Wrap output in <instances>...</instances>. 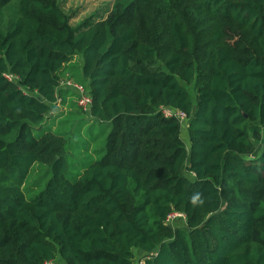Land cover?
<instances>
[{
  "label": "trees",
  "instance_id": "1",
  "mask_svg": "<svg viewBox=\"0 0 264 264\" xmlns=\"http://www.w3.org/2000/svg\"><path fill=\"white\" fill-rule=\"evenodd\" d=\"M71 18L58 0H0V264H264V0ZM56 92L71 109L46 127ZM77 122L98 154L70 177ZM37 165L50 175L29 198Z\"/></svg>",
  "mask_w": 264,
  "mask_h": 264
},
{
  "label": "rangeland",
  "instance_id": "2",
  "mask_svg": "<svg viewBox=\"0 0 264 264\" xmlns=\"http://www.w3.org/2000/svg\"><path fill=\"white\" fill-rule=\"evenodd\" d=\"M110 0H59L61 8L67 12L68 14H71L73 16V20H71L72 25H76L75 21L78 19H81L83 17H87L88 15H91L92 19L94 21H97L105 16V13L110 8ZM76 13V15H75ZM75 15V16H74ZM69 80V79H67ZM189 92L191 94V97L193 98V90L192 88H189ZM74 100V98H72ZM65 107V108H64ZM70 106H58L55 111H52L49 114V118L45 120V124L52 125L53 119L58 113H64L67 114L69 112ZM72 111H74L72 109ZM80 113V111H75ZM57 113V114H56ZM85 117V116H84ZM86 120H89L87 117H85ZM87 126V125H86ZM87 127L85 128L86 132ZM94 133H97L99 129H94ZM75 137H71L72 142H75L72 149L69 152H72L69 154L68 164H69V176L73 177L76 175V172L78 170V167H83L87 164V161L91 156H94L98 153H95L96 151V144L89 143L88 136H86V133L82 130V127L78 126V122L75 123L72 126V134ZM94 133H92L94 135ZM184 141L187 142V140L184 137ZM91 146V148H89ZM87 153H91V155H87ZM47 168L44 166H35L26 182V185L24 187V191L26 192V195L31 198L35 194H37L43 187L44 182L49 177V173L46 175ZM35 184V186H34ZM168 225H171L172 227L176 226H183L184 220L178 218L173 221L167 222ZM136 258L134 261V264H137L140 259L143 257V254L136 251ZM60 264H63L59 261H57Z\"/></svg>",
  "mask_w": 264,
  "mask_h": 264
},
{
  "label": "built area",
  "instance_id": "3",
  "mask_svg": "<svg viewBox=\"0 0 264 264\" xmlns=\"http://www.w3.org/2000/svg\"><path fill=\"white\" fill-rule=\"evenodd\" d=\"M8 80H12V76L11 75H4ZM70 89L73 92H75L76 94V104L78 107H80L82 109L83 112L88 113L92 104V100L91 97L85 92L84 88L75 83L72 80H67V81H63L60 83V86L58 87V89ZM56 105H59L61 103V98L58 95V92H56ZM159 112L161 113V115L164 118H173L176 119L177 121L180 122L181 125H184L187 123L188 117L187 115L182 112V111H177V110H173L170 108H160ZM183 219L185 220V216L183 214L177 213V212H173L171 213L168 217H167V221L166 222H170L175 220V219ZM45 264H56L55 261H47L45 262ZM138 264H142V262L140 261Z\"/></svg>",
  "mask_w": 264,
  "mask_h": 264
},
{
  "label": "crops",
  "instance_id": "4",
  "mask_svg": "<svg viewBox=\"0 0 264 264\" xmlns=\"http://www.w3.org/2000/svg\"><path fill=\"white\" fill-rule=\"evenodd\" d=\"M58 1H59V0H58ZM64 1H65V0H64ZM110 1H111V0H110ZM110 3H111V2H110ZM109 9H110V8H109ZM108 11H109V10H108ZM108 11L105 13V16H106V14L108 13ZM75 15H76V13H75ZM75 15H74V16H75ZM89 16H91V15H88L87 17H89ZM105 16H104V17H105ZM87 17H83V18H81V19L76 20V21H75V22H76L75 24H77L78 22L84 20V19L87 18ZM104 17H103V18H104ZM103 18H101V19H103ZM101 19H99V20H101ZM71 20H73V16H72ZM97 21H98V20H97ZM62 90H69V89H65V88H64V89H62ZM75 98H76V94H75L74 100H75ZM58 106H60V104L57 105V107H58ZM61 106H62V105H61ZM64 108H65V107H64ZM56 114H57V113H56ZM58 114H60V113H58Z\"/></svg>",
  "mask_w": 264,
  "mask_h": 264
}]
</instances>
